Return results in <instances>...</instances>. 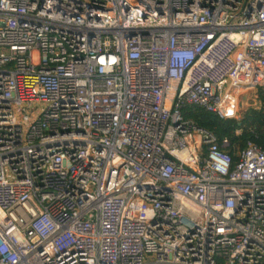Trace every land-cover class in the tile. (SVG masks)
Segmentation results:
<instances>
[{"label":"built area","instance_id":"built-area-1","mask_svg":"<svg viewBox=\"0 0 264 264\" xmlns=\"http://www.w3.org/2000/svg\"><path fill=\"white\" fill-rule=\"evenodd\" d=\"M263 86L264 0H0V264H264V150L182 117Z\"/></svg>","mask_w":264,"mask_h":264},{"label":"trees","instance_id":"trees-1","mask_svg":"<svg viewBox=\"0 0 264 264\" xmlns=\"http://www.w3.org/2000/svg\"><path fill=\"white\" fill-rule=\"evenodd\" d=\"M258 108H249L240 119L222 120L205 110L187 106L182 109V117L186 121H192L198 128L207 130L220 141L225 138L229 142L226 151L232 161L237 160L236 153L242 149L247 141H252L264 150V86L256 91Z\"/></svg>","mask_w":264,"mask_h":264},{"label":"water","instance_id":"water-1","mask_svg":"<svg viewBox=\"0 0 264 264\" xmlns=\"http://www.w3.org/2000/svg\"><path fill=\"white\" fill-rule=\"evenodd\" d=\"M252 93H253L252 90H246L245 92L239 95V100H238L239 115H243L249 108H251V106H256L257 102L252 98L251 96Z\"/></svg>","mask_w":264,"mask_h":264},{"label":"crops","instance_id":"crops-1","mask_svg":"<svg viewBox=\"0 0 264 264\" xmlns=\"http://www.w3.org/2000/svg\"><path fill=\"white\" fill-rule=\"evenodd\" d=\"M259 107V104H258V106H257V108Z\"/></svg>","mask_w":264,"mask_h":264}]
</instances>
